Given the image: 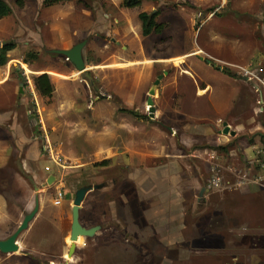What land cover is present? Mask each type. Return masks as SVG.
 I'll return each instance as SVG.
<instances>
[{
  "label": "rangeland",
  "instance_id": "obj_1",
  "mask_svg": "<svg viewBox=\"0 0 264 264\" xmlns=\"http://www.w3.org/2000/svg\"><path fill=\"white\" fill-rule=\"evenodd\" d=\"M4 1L13 13L0 21V48L13 41L16 49L5 67L14 66V77L0 87V159H6L0 166V240L21 226L37 198L40 210L19 239L20 251L0 253V259L67 262L76 194L93 189L82 204L80 223L98 232L79 237L70 264H264V133H254L256 122L264 125V111L258 94L251 75L237 69L246 86L236 94L232 117L246 131L245 137L226 136V120L216 121L208 99L199 96L203 71L197 76L192 67L199 57L222 66L211 57L225 58L226 44L234 40L236 48L241 41L248 45L250 54L244 55L251 72L264 81V0H145L146 9L166 6L169 14L198 17L195 30L202 17L215 13L208 26L220 37L205 36L213 49L203 44L207 54L189 59L131 49L123 54L112 41L111 0H70L52 8H45L44 0H23V7ZM73 11L83 21L86 11L92 13V28L80 41H90L84 73L50 53L55 37L63 41L73 34L67 28ZM169 14L166 38L179 32ZM128 19L133 15L117 26V39L135 38L134 27L126 29ZM193 30L167 53L181 45L184 53L198 50ZM45 74L55 88L50 98L41 97L33 83L34 76ZM160 77L152 116L148 100ZM205 78L217 83L213 76ZM261 81L253 79L264 89ZM50 143L62 166L44 154L43 145ZM105 161L111 163L101 166ZM48 166L51 172L45 171Z\"/></svg>",
  "mask_w": 264,
  "mask_h": 264
},
{
  "label": "crops",
  "instance_id": "obj_2",
  "mask_svg": "<svg viewBox=\"0 0 264 264\" xmlns=\"http://www.w3.org/2000/svg\"><path fill=\"white\" fill-rule=\"evenodd\" d=\"M120 1L119 0H111L112 5H114L116 7L115 8L116 10L114 9L115 10L114 13L116 15L114 18L115 38L112 39V41H113L114 45H116L117 47H120L121 50H124L123 54H128L129 50L131 49L132 54H134V53H136V54H184V55H182V57H188V59L192 58V57L196 58L197 56L194 54H207L204 51V49H207V48H205L203 46V44H207V46L210 49H213V46H210L208 44V41H209L208 39H210L211 41H213V39H214V41H217V37H220L219 34H221V33L217 32L214 29V27L208 26L209 24H211L215 20V13L214 12L208 14L207 16L202 17L201 18L202 20L200 21L201 26L197 30H195V26L197 23L196 20L198 17L195 18L196 20H194L193 17L191 19H189V17H187V16H186V18H184L182 13H180L178 11H176V13H174V14H173V12H170V14H169L168 11H166V6H159L158 8H155V7L148 8V6H147V9H146L145 6L147 5V1H145V0L143 2L140 0L139 1L140 6L133 8V9H130L127 7L120 8L118 5L120 3ZM124 1H126V0H124ZM110 7H111V5H110ZM140 10L142 12H140ZM74 13H75V11L70 12L72 17L70 18L68 16L67 18L69 20H68V22L66 21L67 25H68L67 28H69L70 31H73V34L72 35L67 34L66 37H63V41L61 40L60 36L55 37L52 40V47H53L52 50H70L74 46H76L77 44L81 43L80 42L81 41V35L84 36V35H86V33L90 32V30L92 28V23H93V20L91 18L92 13L90 11H86V14H88L89 16L84 21H83V19L79 20V19L75 18ZM144 13L148 14V15L149 14L150 15H155V14L158 15L156 18V23L164 26V30L162 33H160V34L152 33L148 37H145L143 35V25H142V22L140 20V15L144 14ZM131 14L133 15L134 20L128 19L129 25L126 27V29L129 30L130 27H134V29L136 30L135 31V34H136L135 38L131 39V40L126 39V37L121 38V40L117 39L116 38V32L118 30L117 26L120 25L121 23H123L125 17L128 18V16H130ZM168 14L170 15V18H172L171 23L176 22V24L179 26V32L176 33V31H175L174 34L172 35L173 37L166 38V29H168L171 26L169 20L166 21V17L168 16ZM104 16L107 17L108 19L110 18V15L105 14ZM5 19H3V20H5ZM3 20H0V21H3ZM180 22L182 24H180ZM209 27H211V28H209ZM192 30L196 33V37L198 40V50H195V51H192L189 53H184V51H183L184 49L182 48V45H181L178 49L172 50L169 53H167L166 48H168L169 46L176 47L177 45H179L180 42L183 40V38L185 36H188V34L190 32H192ZM205 36L208 37V39L206 41L204 40ZM127 37H128V35H127ZM152 37H155V40L151 41ZM200 40L202 42H200ZM89 42H88V44H89ZM55 43H57V44L55 45ZM58 43H59V45H58ZM200 43H202V47L200 46ZM233 43H234V40H230L229 43L226 44V47L223 48L222 54H227V56L225 58H223L222 56L211 57V59L208 58L210 60H214V61L218 62L222 66L218 65V67H216V65H215L214 67H212L211 61H208L205 64L202 61L203 59L201 57H199V59L196 58L198 63L193 64L192 67L194 68V72L197 76H200L199 74H201V75L203 74V76L199 77L201 83L204 86V87H202V89L199 88L200 89L198 91L199 96L208 99L209 105H210V111H211L212 116H214V118H216L215 120L216 121L218 119L219 120H226L225 122L227 124H225L224 127L228 126L230 128V132L235 133V136H232V138H235V137L238 138L239 135H240V137H245V136H241V133L246 131V126L242 127V124L237 123L236 120L233 119L232 116H233L234 109H236L234 107L236 106L237 99H238V96H236V94L239 95L241 92V95H242L243 88L246 86V84L239 82V80H240L238 77L239 74H238V72L236 73V71H237V69L242 70V71H245V70L251 71L253 64H250L249 56L244 55V54H250L249 49L247 47H245V45H247V44H244L241 41H238L239 46L235 48V44H233ZM215 44H216V42H215ZM240 44H242V45H240ZM84 54H88V53L85 51ZM235 54H237V55H235ZM259 56H257V57H259ZM9 59H10V54H9ZM7 66H5V67H7ZM243 66H245V67H243ZM5 67H0V78H1L0 79V87L9 85V83H11V81L14 77V69H15L14 66H12L11 70H5ZM24 68H26V67L24 66ZM225 69H229L230 71H232L236 75V78H232V77L224 74ZM198 70H202L203 72H200L199 74H197ZM71 74L72 73H68V75H71ZM57 75L63 76L60 74H57ZM23 76H24V74H20V77H23ZM205 76H207V77L213 76L217 80V83L215 85H211V83H208ZM34 77H37V76H34ZM258 81H261V80H258ZM250 82H251V85L253 86L255 92L258 94V97H259L258 105L260 106V109L262 111H264V89H261L260 88L261 86H259L256 82H253V81H250ZM261 84L264 87V81H261ZM31 85H32V83H31ZM3 115H5L6 117L9 118V114L6 112L3 113ZM1 119L3 120L4 117H2ZM256 121L257 120H254V122H256ZM256 125L257 126L254 130L255 131L254 133H259L260 136H263L264 125L261 124L259 121L256 122ZM232 127H233V129L235 128V131L231 130ZM226 136H228V135H226ZM44 138H45V136H43V139ZM50 145H51V143H50ZM51 146L53 149V145H51ZM46 147L47 146L44 144L43 150H45ZM245 151H246V153H248V149H246ZM44 154H47V153L44 151ZM5 161H6V159L4 160L1 158L0 164L2 162L4 163ZM247 161H251V160H247ZM0 166H4V164H1ZM0 264H17V263H12V262L8 261L7 259H5V260L0 259Z\"/></svg>",
  "mask_w": 264,
  "mask_h": 264
},
{
  "label": "water",
  "instance_id": "obj_3",
  "mask_svg": "<svg viewBox=\"0 0 264 264\" xmlns=\"http://www.w3.org/2000/svg\"><path fill=\"white\" fill-rule=\"evenodd\" d=\"M87 44L88 41L85 40L77 44L70 50H52L50 53L53 55L62 56L66 58L74 66V68L78 73H84L87 71L86 60L84 56V50ZM161 79L162 77L159 78L155 86L150 91L151 97L148 100V106L151 107L150 113L152 116H154V112H155L154 101L152 96L156 95V87L159 85ZM224 134L235 136L234 132H230V128L228 126L225 127ZM94 189H99V188L95 187ZM92 190L93 189H81L76 194V199L74 201V206H73V214H72L73 222H72V230L70 236V240L72 244L70 246L67 255L69 260L73 259L74 257V254L77 249L76 242L78 241L79 237H93L98 232V229L96 228L87 230L80 223V211L82 208V204L84 203L87 194ZM203 192L204 190H202L201 192V197L203 196ZM39 210H40V201L39 198H37L34 210L30 214L25 216L21 226L11 236H9L6 239L0 240L1 254L13 255L20 251L19 239L21 235L29 229L30 224L35 220ZM69 260H67V262H65L64 264H70Z\"/></svg>",
  "mask_w": 264,
  "mask_h": 264
},
{
  "label": "trees",
  "instance_id": "obj_4",
  "mask_svg": "<svg viewBox=\"0 0 264 264\" xmlns=\"http://www.w3.org/2000/svg\"><path fill=\"white\" fill-rule=\"evenodd\" d=\"M69 1L70 0H44L43 6L45 8H50V7H54L57 5L65 4ZM139 1L140 0H135V1L128 0L127 2H125V5L127 8L133 9V8L140 6ZM16 4L20 7L24 6L23 0H17ZM12 13L13 11L10 5L6 1L0 0V20H3L11 16ZM157 16H158L157 14L148 15L145 13L140 15V20L143 25V35L145 37L150 36L152 33L160 34L163 32L164 26L156 23ZM198 28H199V24L197 25V29ZM15 49H16V44L13 41L4 44L0 48V67H5L8 65L10 61L9 54ZM224 74L232 78H236V75L229 69H225ZM33 83H34L37 93L41 97L50 98L53 96L55 92V88H54V85L49 75L45 74V75L38 76L33 80ZM262 138L264 139V136ZM110 163H111L110 161H105V162L100 163V165L107 166Z\"/></svg>",
  "mask_w": 264,
  "mask_h": 264
},
{
  "label": "built area",
  "instance_id": "obj_5",
  "mask_svg": "<svg viewBox=\"0 0 264 264\" xmlns=\"http://www.w3.org/2000/svg\"><path fill=\"white\" fill-rule=\"evenodd\" d=\"M260 72H262V70H260ZM245 73L246 75H251V77L249 78V80L253 81V79H257V80H260L258 78V74H254L252 73L250 70H245ZM47 147L45 148V152L48 154V156L51 158V161L58 165V166H62V161H61V157L58 153H55L52 149V146L50 144H47L46 145ZM45 171L46 172H51L52 171V168L51 167H46L45 168Z\"/></svg>",
  "mask_w": 264,
  "mask_h": 264
},
{
  "label": "bare ground",
  "instance_id": "obj_6",
  "mask_svg": "<svg viewBox=\"0 0 264 264\" xmlns=\"http://www.w3.org/2000/svg\"><path fill=\"white\" fill-rule=\"evenodd\" d=\"M72 244V243H71Z\"/></svg>",
  "mask_w": 264,
  "mask_h": 264
}]
</instances>
